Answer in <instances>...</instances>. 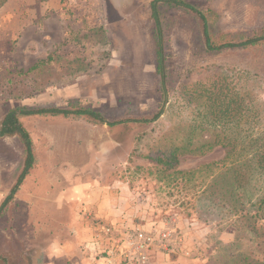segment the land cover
Instances as JSON below:
<instances>
[{"label": "rangeland", "instance_id": "374dc122", "mask_svg": "<svg viewBox=\"0 0 264 264\" xmlns=\"http://www.w3.org/2000/svg\"><path fill=\"white\" fill-rule=\"evenodd\" d=\"M153 1L0 0V121L11 109L73 103L109 122L156 113L162 99ZM181 1L210 11L214 38L238 43L264 33V0ZM158 12L168 91L159 119L111 128L85 118H21L36 164L0 218V257L10 264H41L42 249L27 244L32 222L67 223L85 207L125 228L161 229L162 221L175 220L193 252L172 256L196 264L239 253L264 261V212L254 217L256 210L246 203L233 215L228 197L211 194L210 177L161 174L152 160L185 145L192 128L188 149L212 141L216 128L204 124L203 114L208 93L219 87L227 86L222 92L232 93L239 105L238 128L229 125L228 141L249 126L257 135L264 129V43L208 53L194 14L162 4ZM224 156L219 146L202 155L186 153L176 170H197ZM22 157L16 137H0V205L17 181ZM85 228L88 253L92 230Z\"/></svg>", "mask_w": 264, "mask_h": 264}, {"label": "trees", "instance_id": "16d2710c", "mask_svg": "<svg viewBox=\"0 0 264 264\" xmlns=\"http://www.w3.org/2000/svg\"><path fill=\"white\" fill-rule=\"evenodd\" d=\"M162 4L166 7L178 8L183 11H189L194 14L198 20L199 28L204 41L205 50L208 53L219 52L229 48H247L250 46L264 43V33L246 35L242 41L234 43L231 39L221 37L214 38L209 23L211 18L210 11H200L193 6L184 3L181 0H155L150 4L151 18L155 26V36L157 40V67L161 77V107L150 117H141L133 119H124L117 121H105L97 112L90 109L81 108L76 104H69L68 108H38L26 109L16 108L9 110L0 121V137H16L22 145L23 157L21 171L15 185L11 188L9 194L0 205V218L2 217L6 206L10 203L24 179L33 170L36 164L35 149L29 133L21 123V118L26 116H61L63 118H85L94 125H107L115 127L126 125L128 123L148 124L156 121L163 114V106L168 102V91L166 89L165 58L163 46L162 26L159 19L158 6ZM186 87H184L185 89ZM222 90L229 91L225 86L219 87L215 93L210 92L207 96L209 102L207 111L203 114V119L207 127L216 128L212 141H206L198 148L188 149L193 139L192 134L197 128L190 129V137L182 147H174L166 154H157L152 160L161 168L160 173L172 171L171 174L182 177L205 174L211 179L210 187L213 189L211 194H215L218 199L224 200L228 197L232 214L236 215L244 204L256 211L254 217L264 212V129L260 133L254 134L253 126L234 132L235 140L228 141L227 134L235 126L234 117L237 114L239 105L236 97L232 94L223 93ZM248 115L247 122L252 121L251 116L253 106L248 105L244 108ZM238 128V126H235ZM203 130V129H202ZM230 135V133H229ZM256 135V137H253ZM241 136V140L236 138ZM219 146L225 150V156L222 160L200 165L197 170L180 171L176 170L179 161L178 157L186 153L202 155L206 151ZM187 180H190L188 178ZM242 212V209L240 210ZM0 264H10L7 258L0 257ZM17 264V263H14ZM215 264H264V261L258 260L249 254L239 253L228 255L224 259H219Z\"/></svg>", "mask_w": 264, "mask_h": 264}, {"label": "built area", "instance_id": "2783aa9c", "mask_svg": "<svg viewBox=\"0 0 264 264\" xmlns=\"http://www.w3.org/2000/svg\"><path fill=\"white\" fill-rule=\"evenodd\" d=\"M78 216L92 230L88 256L97 264H154L156 255L188 258L193 252L173 219L162 221L161 229H145L120 227L89 207L80 210Z\"/></svg>", "mask_w": 264, "mask_h": 264}, {"label": "crops", "instance_id": "0c3cea01", "mask_svg": "<svg viewBox=\"0 0 264 264\" xmlns=\"http://www.w3.org/2000/svg\"><path fill=\"white\" fill-rule=\"evenodd\" d=\"M86 193L87 191L84 192L85 195ZM72 197L76 198V194L73 193ZM78 214L68 218L67 223L60 221V218L47 219L43 221L44 223L32 222L33 235L27 244L29 247L37 246L42 249L41 264H97L91 260L83 247L88 231L85 228L86 224L79 220ZM154 264H196V262L176 256L168 258L164 255H156Z\"/></svg>", "mask_w": 264, "mask_h": 264}]
</instances>
